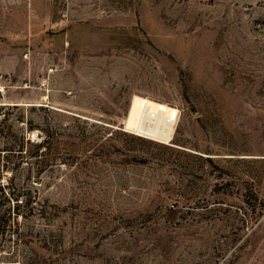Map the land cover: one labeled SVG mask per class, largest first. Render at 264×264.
Instances as JSON below:
<instances>
[{"label": "rangeland", "instance_id": "rangeland-1", "mask_svg": "<svg viewBox=\"0 0 264 264\" xmlns=\"http://www.w3.org/2000/svg\"><path fill=\"white\" fill-rule=\"evenodd\" d=\"M0 102L53 157L0 168V264H264V0H0Z\"/></svg>", "mask_w": 264, "mask_h": 264}, {"label": "trees", "instance_id": "trees-1", "mask_svg": "<svg viewBox=\"0 0 264 264\" xmlns=\"http://www.w3.org/2000/svg\"><path fill=\"white\" fill-rule=\"evenodd\" d=\"M17 106L16 103L0 102V168L1 170L13 169L23 162L30 163L31 166L34 165L37 169L41 168L53 160L50 151V134L47 133L40 141H34L29 134L15 128L14 121L9 119L8 111ZM207 158L209 159L211 156H207ZM6 185L0 181V224L7 218L17 217L19 214L21 217L25 216L24 211L18 210L20 205L18 200L16 201V210L10 205L13 199H17L20 191L15 193L10 188L6 189ZM28 202H30V199L25 200V204ZM30 208L28 209L30 210ZM1 227L0 225V233L4 230Z\"/></svg>", "mask_w": 264, "mask_h": 264}, {"label": "bare ground", "instance_id": "bare-ground-1", "mask_svg": "<svg viewBox=\"0 0 264 264\" xmlns=\"http://www.w3.org/2000/svg\"><path fill=\"white\" fill-rule=\"evenodd\" d=\"M179 109L168 103L135 94L124 120L126 129L160 142H171Z\"/></svg>", "mask_w": 264, "mask_h": 264}]
</instances>
